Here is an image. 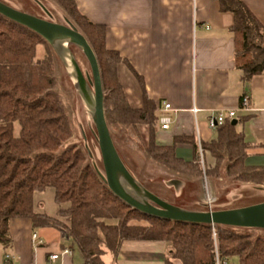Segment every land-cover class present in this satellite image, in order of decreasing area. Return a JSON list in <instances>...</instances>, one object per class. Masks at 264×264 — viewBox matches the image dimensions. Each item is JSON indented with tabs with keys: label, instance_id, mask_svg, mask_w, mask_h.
Here are the masks:
<instances>
[{
	"label": "trees",
	"instance_id": "16d2710c",
	"mask_svg": "<svg viewBox=\"0 0 264 264\" xmlns=\"http://www.w3.org/2000/svg\"><path fill=\"white\" fill-rule=\"evenodd\" d=\"M35 1L0 0L18 11L47 20L38 14ZM52 1L72 21L73 26H66L80 32L96 55L110 130L147 127L146 134L135 130L146 158L169 172L164 180L180 182L186 195L202 192L204 175L212 183L226 177L230 182L242 185L237 199L227 204L216 203L211 206L213 211L264 203V197L257 193L258 187H264V166L246 165L250 145L231 121L217 127L216 137L201 145L203 164L193 137L177 136L172 145L158 144L155 139L160 119L158 107L143 78L128 60L118 51L107 48L106 28L90 22L79 10L76 0ZM214 1L219 3L221 12L231 13L234 17L231 28L235 39L234 62L242 72L243 81L264 74L263 24L241 0ZM39 45L46 48V55L41 60L36 56ZM49 45L38 34L0 15V247L9 248L12 244L11 220L29 219L34 229L65 231L81 251L85 264H102L106 252L117 256L125 241L169 242L167 264H214L211 226L161 220L130 208L112 194L102 178L105 176L102 158L103 175L87 163L86 155L80 149H64L73 130L55 91V61ZM69 45L78 50L75 61L82 73L81 65L85 66V63L91 71L83 51ZM121 64L132 71L140 84L143 95L140 109L131 107L128 102L118 78ZM90 75L92 77V72ZM16 125L20 128L18 136L15 135ZM178 144L193 146L191 161L176 155ZM205 156L212 160L210 164ZM48 188L55 190V202L61 206L58 218L34 212V194ZM63 205L67 207L63 208ZM182 210L208 212V207L195 201ZM59 218L66 219L67 224ZM215 229L221 256L236 259L238 264H264V239L240 233L233 227L215 226Z\"/></svg>",
	"mask_w": 264,
	"mask_h": 264
},
{
	"label": "crops",
	"instance_id": "0c3cea01",
	"mask_svg": "<svg viewBox=\"0 0 264 264\" xmlns=\"http://www.w3.org/2000/svg\"><path fill=\"white\" fill-rule=\"evenodd\" d=\"M241 1L264 26V0ZM76 3L90 22L106 28L107 48L118 51L143 78L160 116L166 103L172 106L173 111L167 113L172 123L167 130L159 127L155 136L158 144L172 145L177 136L193 137L201 158V145L216 137L209 119L219 111L239 110L243 98L249 97L251 110L237 113L236 129L250 145L246 165L264 166V74L243 81L234 62L231 13L221 12L214 0H76ZM45 55L44 46L37 47V59ZM118 78L130 106L142 108V89L132 71L121 64ZM19 130L16 125V136ZM176 155L191 161L194 148L178 144ZM205 159L207 164L212 162L208 156ZM33 200L36 214L58 218L61 206L55 202L54 189L36 192ZM33 234L39 235L42 245L33 242ZM10 237L11 246L0 247V264H50L53 255L58 256L54 264H85L81 251L65 231L34 229L29 219H13ZM170 246L169 242L125 241L117 256L106 252L102 264H167ZM65 250L71 254H64Z\"/></svg>",
	"mask_w": 264,
	"mask_h": 264
},
{
	"label": "rangeland",
	"instance_id": "374dc122",
	"mask_svg": "<svg viewBox=\"0 0 264 264\" xmlns=\"http://www.w3.org/2000/svg\"><path fill=\"white\" fill-rule=\"evenodd\" d=\"M35 2H37L38 14L47 21L61 22L73 26L66 13L52 0H36ZM40 46L43 45L38 47ZM44 49L46 52L45 46ZM49 49L55 61V91L65 107L73 130L72 138L63 147L64 149L71 147L80 149L85 153L87 163L103 175L100 167L101 153L99 152L98 135L94 123V84L90 75L91 71L87 63H85V66L81 65L87 82V85L81 87L74 66L75 54L78 52L77 48L66 42H57L50 44ZM38 56H40L39 52ZM135 130L146 134L147 127L138 126L136 129L133 127L127 129L118 127L111 129L110 132L117 150L133 172L138 185L143 191L150 192L181 209H186L193 205L195 201H198V204L207 206L208 211L212 210L211 206L216 203L223 204L226 202L227 204L238 198V190L243 189L242 185L239 186L230 182L226 177L218 180V183H212L205 175L203 177L202 192L194 191L190 195H186L180 182L164 180L163 178L168 176L169 172L146 158ZM124 185L135 198L144 203H150L146 197L141 196L140 193L131 189L127 184ZM257 189V193L264 197V187H258ZM62 223L67 224V220H62ZM142 225L147 224L142 223ZM234 229L253 238L264 239V229ZM231 264H238V261L232 259Z\"/></svg>",
	"mask_w": 264,
	"mask_h": 264
},
{
	"label": "water",
	"instance_id": "95a60500",
	"mask_svg": "<svg viewBox=\"0 0 264 264\" xmlns=\"http://www.w3.org/2000/svg\"><path fill=\"white\" fill-rule=\"evenodd\" d=\"M0 15L33 31L49 44L66 42L77 46L85 54L91 67L94 84V123L105 172V176H102V178L115 197L142 214L170 222L264 229V203L227 211L192 212L179 209L158 196L143 191L126 168L111 136L105 116V95L100 68L96 55L87 39L80 32L66 25L49 22L23 13L2 2H0ZM74 66L78 82L81 87H84L87 82L76 61ZM231 124L236 126L237 120H232ZM124 184L140 193L141 196L146 197L150 203H144L135 198L128 192Z\"/></svg>",
	"mask_w": 264,
	"mask_h": 264
},
{
	"label": "built area",
	"instance_id": "2783aa9c",
	"mask_svg": "<svg viewBox=\"0 0 264 264\" xmlns=\"http://www.w3.org/2000/svg\"><path fill=\"white\" fill-rule=\"evenodd\" d=\"M250 99L249 97H244L242 100V104L239 108V110H227V111H219L216 114H214L210 119H209V127L211 129H216L219 126H222L226 121H232L237 118V113L238 112H247L250 111ZM162 111L164 112L159 119V127L162 130H167L169 129L171 123H172V117L169 116L167 113L170 111H173L172 106L168 103H166L163 106ZM193 111L196 113L197 109H193ZM201 152V162L203 164V157H202V149L200 148ZM212 211V210H210ZM212 227V233H213V239H214V246H215V262L214 264H231V259L227 257H223L219 253L218 245H217V233L215 226ZM32 240L35 244L37 245H42L43 240L39 237L38 234H33ZM64 254H71L69 250H65ZM58 256L53 255L50 257V261L54 264V261L57 260Z\"/></svg>",
	"mask_w": 264,
	"mask_h": 264
}]
</instances>
